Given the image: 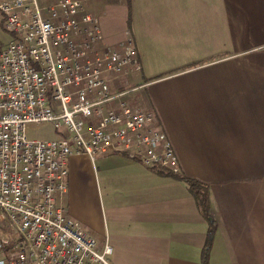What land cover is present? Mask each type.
Instances as JSON below:
<instances>
[{
    "label": "crops",
    "instance_id": "1",
    "mask_svg": "<svg viewBox=\"0 0 264 264\" xmlns=\"http://www.w3.org/2000/svg\"><path fill=\"white\" fill-rule=\"evenodd\" d=\"M105 7L122 12L140 63L126 80L141 96L122 100L155 114L178 173L208 198L204 213L185 181L99 154L112 263L203 264L206 252V264H264V0H101L92 10ZM96 161L68 159L64 202L78 221L90 191L82 173Z\"/></svg>",
    "mask_w": 264,
    "mask_h": 264
},
{
    "label": "built area",
    "instance_id": "2",
    "mask_svg": "<svg viewBox=\"0 0 264 264\" xmlns=\"http://www.w3.org/2000/svg\"><path fill=\"white\" fill-rule=\"evenodd\" d=\"M40 1L0 0V264H110L112 245L66 211L68 159L120 154L178 173L177 157L155 114L122 100L140 63L130 34L104 44L101 0ZM40 123L56 137L28 138Z\"/></svg>",
    "mask_w": 264,
    "mask_h": 264
},
{
    "label": "rangeland",
    "instance_id": "3",
    "mask_svg": "<svg viewBox=\"0 0 264 264\" xmlns=\"http://www.w3.org/2000/svg\"><path fill=\"white\" fill-rule=\"evenodd\" d=\"M49 0L40 1V5L48 3ZM43 3V4H42ZM105 11H100L99 27L105 42H117L119 39L125 37L124 32L127 30L128 25L126 20L123 18L119 10L112 11L110 8L105 7ZM139 97L141 94L139 91H134ZM92 124H96L97 121L90 120ZM27 136L30 139H52L56 137L54 128L49 123L31 124L28 126ZM98 154H95V159L97 160L94 164L90 163L89 169L85 172L83 171V176L87 178L90 186L89 194H85L82 199L81 209V220L88 228H90L92 234L97 238V240L102 243L104 241V215L103 207L100 200V190L98 185L99 173L98 169ZM106 237V236H105ZM108 240V239H107ZM109 242V241H108ZM111 255V254H110ZM108 256V262L112 263L111 256Z\"/></svg>",
    "mask_w": 264,
    "mask_h": 264
},
{
    "label": "trees",
    "instance_id": "4",
    "mask_svg": "<svg viewBox=\"0 0 264 264\" xmlns=\"http://www.w3.org/2000/svg\"><path fill=\"white\" fill-rule=\"evenodd\" d=\"M152 170L163 174V175H169L177 177L180 180H183L186 182L189 191L194 195L195 199L197 200L198 205L201 207L202 211L205 213L208 210V198H207V192L198 180L190 178L186 175L174 173L172 171H169L167 169L157 168V167H151ZM211 233V232H210ZM206 252L204 253V263L206 264Z\"/></svg>",
    "mask_w": 264,
    "mask_h": 264
}]
</instances>
